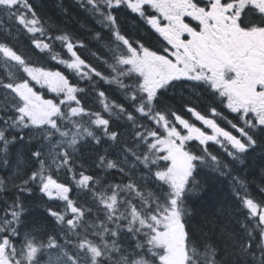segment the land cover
Masks as SVG:
<instances>
[{"label": "snow or ice", "instance_id": "obj_1", "mask_svg": "<svg viewBox=\"0 0 264 264\" xmlns=\"http://www.w3.org/2000/svg\"><path fill=\"white\" fill-rule=\"evenodd\" d=\"M0 264H264V0H0Z\"/></svg>", "mask_w": 264, "mask_h": 264}, {"label": "trees", "instance_id": "obj_2", "mask_svg": "<svg viewBox=\"0 0 264 264\" xmlns=\"http://www.w3.org/2000/svg\"><path fill=\"white\" fill-rule=\"evenodd\" d=\"M46 10L47 11H51L50 8L46 9ZM70 11L72 13H75L78 18L83 16V13L79 12L76 8H71ZM53 15H55V14L53 13ZM55 18L59 21L58 17H55ZM66 27H68L69 30H71V31L77 32L79 35H82V36L86 35L83 31L78 29L77 24L75 22H72L71 24L66 25ZM21 50H24L23 44L21 45ZM33 59H35V57H33ZM203 199H204V201L209 202V197L208 196H204ZM193 200H194V203H195L196 206H198V207L203 206V205H201L200 200L196 199L195 197L193 198Z\"/></svg>", "mask_w": 264, "mask_h": 264}]
</instances>
